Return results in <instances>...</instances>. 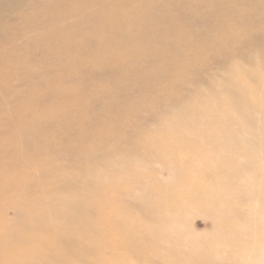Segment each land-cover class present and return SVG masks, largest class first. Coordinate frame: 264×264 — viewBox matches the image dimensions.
<instances>
[{
  "label": "rangeland",
  "instance_id": "rangeland-1",
  "mask_svg": "<svg viewBox=\"0 0 264 264\" xmlns=\"http://www.w3.org/2000/svg\"><path fill=\"white\" fill-rule=\"evenodd\" d=\"M72 1L76 14L88 11L99 17L95 7H84L97 0L67 2ZM33 4L34 0H25V5ZM16 19L8 16L6 33L16 36L14 43L19 44L26 41L28 30H21ZM59 22L41 20L44 29L53 26L52 36L39 45L31 37L26 59L0 38V264L44 259L68 264H264V241L250 237L256 223L255 218H247L256 209L240 198L244 189L240 171L253 159L249 145L238 143L232 149L221 141L227 136H249L246 125L230 113L238 128L229 130L217 124L215 113L202 112V105L214 99L211 95H193L173 115L157 107L168 101V92L177 95L181 80L192 81L203 64L208 66L214 52L220 59L224 52L195 49L189 42L171 39L172 50L158 45L170 61L164 76L133 84L136 90L128 89L123 96L120 88L129 77L143 68L154 74L164 66H130L125 55L131 36L100 37L96 23L89 29L71 30ZM65 22L72 20L67 17ZM84 42L96 47L83 50ZM173 51L182 55L177 64ZM14 56L22 60L14 63L9 58ZM117 57L121 64L109 66V59ZM239 64L248 68L243 61ZM107 67V79L91 78L94 69ZM247 73L230 77L256 87ZM38 75L45 79L33 84ZM256 84L264 86V79ZM65 198H74L81 210L90 209L80 218L83 246L71 255L45 233H71L79 226H63L56 212L48 213V207L53 210ZM23 226L34 233H26ZM90 227L96 234L87 230ZM12 230L17 237H8ZM42 243L54 248L46 250ZM89 245L94 252L87 251Z\"/></svg>",
  "mask_w": 264,
  "mask_h": 264
},
{
  "label": "bare ground",
  "instance_id": "bare-ground-1",
  "mask_svg": "<svg viewBox=\"0 0 264 264\" xmlns=\"http://www.w3.org/2000/svg\"><path fill=\"white\" fill-rule=\"evenodd\" d=\"M67 1L34 0L33 5H25V0H0V38L9 43L11 51L19 52L22 55V59H26L24 57L27 56L28 58V51L32 47L30 44L31 37L39 45L43 42V38L52 36L53 26L50 29H44L41 26V20L46 18L62 21L63 26L65 28L69 26L71 30H77V28L89 29L92 24L96 23L100 26L99 31H97L100 37H111L114 35L131 36L133 39L132 45L127 46L128 50L125 55L130 58L128 60L130 66L140 67L142 65L154 68L157 64H161L164 67L161 69L157 68L154 74L147 72L148 70L143 68L144 70L138 71L139 73L134 77H129L127 85L120 88L123 96L128 94V89L136 88H134L133 84L135 86L144 85L148 79L154 78V80H158L164 76L166 70L170 68V66L167 68L170 65V61L165 60L162 54L163 49L158 48V45L161 44L163 47H168V49L172 50L175 47V43L171 42V39H176L179 42H189L188 46L195 49L209 48L224 52V59L217 57V54L214 52L210 57V64L208 66L201 64V69L198 70L192 81L189 82L188 79L181 80V85L175 91L178 96L171 91L168 92V101H162L157 107L161 113L168 115L169 113H175L178 107L180 108L188 104L193 95H211L214 99L202 105V112L206 114L215 113L214 118L220 127L230 128L231 130L238 128V123H234L233 119V121L231 120L230 113L237 114L241 122L246 125L249 130V136L244 134L227 136L223 137L221 141L225 143V146L233 147L232 149L238 143L249 145V153H251L250 155H252L253 159L240 171L241 183L244 186L240 198L244 204L253 206L256 209L255 212L249 213L250 216L247 217L251 219L255 218L256 223V225H252L250 228V237L253 240L260 239L264 241V149L261 146V143L264 145V86H257L256 84L259 79H264V0H112V2L109 0H97L95 3L85 4L84 7L87 9H90L88 6L95 7V10L99 12V17L94 15L93 12V14L88 13V11L76 14L74 11L76 4L73 1L71 3ZM38 4L39 6H45L44 9L46 10H40L37 6ZM12 14L17 16L16 20L18 21L15 22L22 27L21 30H28L27 34L23 36L26 41L19 44L14 43L16 36L6 33L8 23L5 21ZM70 14L72 15L70 16ZM24 17L26 19L22 22ZM67 17H70L72 22L66 23L65 19ZM194 38L198 42H194ZM138 41L141 44L136 45ZM55 42L60 43V39L55 40ZM87 44L86 42L83 43V46L85 45L84 49L82 48L83 50L91 52L93 51L92 48L96 47ZM114 46L119 48L118 45ZM0 52L1 61L3 54L2 51ZM172 53L174 63L177 64L181 61L182 55L177 51H173ZM9 58L14 63H19L22 60L21 58L17 60L15 56ZM120 59L122 60L120 57L109 59V66L120 65ZM239 61H243L248 68L242 67ZM251 68L253 70H249ZM107 71L108 67L102 70L94 69L91 78L94 80L107 79ZM238 72H248L247 77L249 81L255 84L256 87L253 88L240 84L238 79L230 77ZM44 79L45 76L38 75L32 78V83H41ZM188 84H191L195 88L186 89V85ZM4 86L2 88H5ZM158 94L163 97L162 91L158 92ZM216 114L221 115L220 118ZM156 117L157 114L152 115V118ZM210 129L212 128L210 127ZM209 141L214 143L215 139H209ZM237 150L240 149L237 148ZM107 165V163H103L102 166L107 168ZM106 182L104 181V183ZM79 207L74 198H65L64 201L55 203L53 210L52 206L47 209L50 214L52 212L58 214L56 215L58 223L64 224L63 226L69 223H75L80 226H77L75 232L71 233H59L54 230H49L48 232L45 230L46 234L49 233L56 239L54 244L61 247L66 254L70 255L80 250L83 246V242L80 239L83 230L80 225V218L90 212L87 206L83 207L82 210ZM67 213H70V216H66ZM147 214L149 217L152 216L148 209ZM36 221L41 223L40 218H37ZM168 221L169 219H165L164 223L167 224ZM92 229L90 227L87 230L96 234V231L94 232ZM23 230L26 233H34L31 227L29 229L23 226ZM16 234H18L17 231L12 230L8 234V237H15ZM88 243L90 242L88 241ZM42 244L46 250H50L53 247L51 243ZM250 246L248 245L245 251ZM86 247L88 248V252H94L93 245ZM33 264L68 263L60 259H44L33 262Z\"/></svg>",
  "mask_w": 264,
  "mask_h": 264
}]
</instances>
